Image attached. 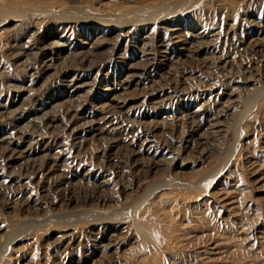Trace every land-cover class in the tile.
I'll list each match as a JSON object with an SVG mask.
<instances>
[{"label":"rangeland","instance_id":"obj_1","mask_svg":"<svg viewBox=\"0 0 264 264\" xmlns=\"http://www.w3.org/2000/svg\"><path fill=\"white\" fill-rule=\"evenodd\" d=\"M86 1L105 13L124 1L140 5L150 0ZM230 1L233 5L234 0ZM241 3L235 0V7L226 5L219 16L212 11L199 16L193 10L184 12L170 19L169 27L154 21L133 27L98 26L95 33L72 23L45 24L34 45L18 35L12 19L0 27V72L11 71L19 81L27 76L26 81L32 82L29 90L28 83L20 91L5 85L0 88V144L4 134H24L22 141H9L11 149L22 151L20 155L0 154V251L7 247L0 253V264H264V94L242 120L233 156L226 159L234 139V116L243 109L248 93L264 89V53L244 54L251 44L264 46V6L249 9L254 15L249 23ZM199 19L210 32L206 37L195 36L201 30L194 24ZM57 41L59 46L54 44ZM19 45L22 51L26 45L31 48L30 66L23 73L16 65L25 57L14 63V49ZM82 56L92 66L85 62L82 67H70L78 65L76 60ZM257 66L261 69L255 70ZM220 104L230 109L220 114V123L211 126L212 109ZM62 105L79 110L74 123L61 113ZM109 109L116 111L107 114ZM194 115L201 124L194 138L200 134L206 138V152L177 154L167 149L161 156L158 149L161 167L132 192L133 180L127 173L115 186L105 184L111 176L107 175L110 170L100 171L104 159H89L90 153L100 156L98 150L107 142L130 143L142 154L150 145L148 154L157 146L174 145L187 126L186 118ZM53 117L56 121L49 135L41 137L46 132L44 120L46 125V119ZM66 124L70 127L64 132L61 127ZM148 125L161 128L149 133L148 144L143 142L138 148L136 141H142L140 132ZM99 130H103L101 135ZM33 164L43 169L30 172ZM223 164L204 190L192 186L158 190V195L171 197L170 204L140 216L137 222L128 218L104 229L103 224L52 221L35 229L43 232L38 236L30 231L14 236L20 223L32 224L37 217L59 212L53 204L62 195L56 196V191L74 196L70 207L74 210V205L87 199L93 185L101 186V193L110 200L121 198L122 190L128 201L113 202L114 208L107 210L114 211L129 207L151 183L173 177L195 182ZM136 223L149 237L142 235Z\"/></svg>","mask_w":264,"mask_h":264},{"label":"bare ground","instance_id":"obj_2","mask_svg":"<svg viewBox=\"0 0 264 264\" xmlns=\"http://www.w3.org/2000/svg\"><path fill=\"white\" fill-rule=\"evenodd\" d=\"M85 2L86 3L74 5V4L68 3L67 0H0V27L3 24H5L7 20L12 19L14 22H16V26L19 28V30H18L19 34L18 35L24 37L25 39L27 38V40H26L27 43H32L34 45V44H37V41L40 40V37H41V35H40L41 34L40 29L41 28L40 27L45 26V24L46 25H49V24L51 25V23L55 24V22L56 23H58V22L72 23L73 26L82 25L85 28V30L95 32V33H96V29H99L98 26L108 27V26H117L119 24L120 25L121 24L122 25L123 24H130L133 27V26H137V25L149 24L150 22L154 23V21H161L159 23L163 24L164 27H169L168 26L169 20L170 19L172 20L173 17L176 18L177 15L182 14L184 12L187 13L188 11L193 10V12L191 11V13L193 15L199 16V14L205 13L204 11H206V13L208 12L207 14H209L212 11L214 16L215 15L219 16V14H222V12H223L222 10L225 8L226 5H230L231 7H235V5H234L235 0H234L233 5L231 3H229V2H232L230 0H170V1H162V0L152 1V0H150L149 2H145V3H142L140 5H135L134 2H133L134 5H128L127 4L128 2L125 5V1L124 2L121 1L122 3H119V7H116V9H114L113 11H109V12H105V13H99L92 6L93 4H91V5L88 4L86 0H85ZM236 2H238V3L242 2L241 3L242 7H245V10H246L245 15H244V16H246L245 22H249V23L252 22L251 17L254 16L252 14V11L249 9H251V7L255 8V7H260L262 5L264 6V0H236ZM208 3L211 5L214 4L215 8L210 7V5H206ZM129 4H131V3H129ZM226 8H227V6H226ZM227 11H228V9H227ZM199 22H200V19L197 20L196 22H194V24H196V25L198 24L201 26V28H200L201 30L198 33H196L195 36L197 38L206 37L208 35V33H210V32H206L205 26H202L201 22L200 23ZM111 24H113V25H111ZM196 25H194V27H196ZM111 28L112 27H110V29ZM54 44L56 46H59L60 42L57 41ZM30 45H26L27 50H25V51H22L23 50L22 45H19L18 49L17 48L14 49L15 54L14 53L13 54H14V58L16 59V60L14 59L15 60L14 63H17L18 61H20V59L22 57H25V60H23L22 63L18 62V64L16 65L17 71H19V72L23 73L24 72L23 68H27L28 66H30L29 65V63L31 62V60H30L31 59L30 58V56H31ZM263 47L264 46H262L261 44H258V43L251 44L250 47L246 50V52L244 54L255 55L257 53H259V54L264 53ZM76 62L78 63V65H74V66L71 65L70 67H73V68L82 67L85 65V62L89 63L87 65V67L92 66L91 65L92 61L91 60L88 61L87 56H82L81 58H78V60H76ZM47 66H52V64L50 63ZM73 68H70V69H73ZM261 68H264V65H262ZM261 68L259 66H257V67H255V70H259ZM27 69H25V70H27ZM228 70H230V69H228ZM225 71H227V70L225 69L224 72ZM245 71H247V70H245ZM10 72L11 71L3 72V73L0 72V75L3 77V79H1L2 82L0 81V88L2 85H5L9 89L11 88V89H14L16 91L17 90L20 91L24 87V84L28 83V79L26 81L27 76L22 81H19ZM66 72H67V70L63 73V76H65ZM256 72L258 74V71H256ZM228 73H227V75H228ZM235 73H236V70H235ZM261 74H263V73L261 72ZM227 75L225 73L224 77H228ZM30 77H32V76L30 75ZM260 81H262V80L260 79ZM29 83L26 86V89L28 88V90L31 88V83H32L31 80H29ZM262 94H264V89H261V88L258 90H254L250 94L248 93V95H247L248 97H246V99L243 100L244 101L243 109L241 111H239L236 116H234L235 120L231 124V127L234 131V139L230 143L229 148L227 150V158H226L227 161L232 158L233 153L235 151V145H237V137L240 136L239 134L241 132L240 124H241L242 120L244 119L247 112L250 110V108L252 106H254V103L257 101L258 98H260V96ZM227 97L229 98L230 95H228ZM63 106L64 105L61 106L62 107L61 113L65 116H67V118L69 119L68 120L69 123H71V124L74 123L72 120L76 118L75 115L76 114L78 115L77 112H79V110L74 109L72 107H63ZM229 109H230V106H228L226 104H220V105H217L215 108H213L212 110H214V113L210 115V116H213L212 117V124H210V125L215 126L218 123H220L217 121L219 119L220 114H222V113L225 114ZM115 111H116L115 109H113V110L109 109V110H107V114L109 112H115ZM12 114H13V112H12ZM207 114H209V113H207ZM196 117L197 116L194 115L193 117L186 118L187 119V121H186L187 126L185 128L182 127L183 130L180 131L179 136H178L176 143L174 145H169L168 147L167 146H159V147L157 146L152 154L147 153V149L151 148L152 145H150L147 149H144V152L146 154L145 153L142 154L143 152L141 153L140 151L135 150L130 145V143L113 144V143L107 142L104 144L105 146H101L100 149H99V147L97 148V149H99L98 151H99L100 156L98 154H96L97 156H95L94 153H90L89 159H93V157L100 158V160L102 158L104 159V161H105L104 163H102V161L100 162V166H101V167H99L100 171H101V168H104L105 170H110V172H108L107 175H109V177L111 176V178H110L111 180L109 181V178H108V180H106L105 184L107 183L108 185L115 186L116 183L118 182V179H120L124 175V173H127L126 175H129L133 180L132 184L134 186L131 188V192H132L136 188V186L140 183V181L145 180L150 173L155 174L156 171L159 169V167H161L162 164L159 162V158L157 159L158 149H160V155L161 156L164 155V153H165L164 151L167 149L171 150L172 151L171 153L177 152V154H180L181 152H187L188 154H190L192 151L199 152L200 154H203L206 152L205 151L206 146H204V143L207 144L206 138H205V140H203V138H201V136H200L201 134L199 135L198 139L194 138L196 136L197 132L199 131L200 126H201V124H198L196 122V120L194 119ZM81 119L83 120V117ZM59 120H60V117H59ZM55 121H56V119H54V117L52 119L47 118L46 119V125H45V120H44V125H42V127L44 128V130L46 129V132L43 131L40 135L41 137H45V133H47L49 135V132H47V131L49 129H51V127H52L51 125L54 124ZM88 122L86 121V123H88ZM107 122H110V121L107 120ZM45 126H46V128H45ZM69 127L70 126L68 124H66V126H62L61 128L65 132V130H68ZM160 128L161 127L158 125H156V126L155 125L145 126L143 128L144 131L140 132L141 139L144 137L142 139V141L138 142L135 140L138 143V148L143 146V142L145 144L147 143V138H145V137H147V135H149V133H153L154 131H156ZM18 131H21V129ZM71 132H72V130H71ZM218 132H220V131H218ZM20 133L21 132L14 133V135H12L13 137L10 136L11 134L10 135L7 134L9 137L6 134L3 135V138L1 141L2 143L0 144V149H1L0 154L1 155H5L7 153L8 158H10V157H13L15 154L20 155L22 153V151L19 148L11 149V147L9 145V143L11 142V140L13 138L17 139L18 141H22L24 139L23 132L21 133L22 135H20ZM33 133H37V130L33 131ZM102 133H103V130L98 131L99 135H101ZM17 140H15V141H17ZM3 143H5L4 146H2ZM80 143H82V142H80ZM129 147H130V149H129ZM80 148H78L77 150H79ZM114 157L117 158V161H116V159H114ZM49 163H50V161H49ZM171 164H173V163L171 162ZM38 165H40V164H38ZM42 166L43 165L37 166V165L33 164L32 166H29L30 172L36 173L39 170L43 169V168H41ZM223 166H224V164L220 168H218V171H212L206 177H203L201 179L199 178L195 182H188L187 183V182H184V181L177 179L176 177L158 180L154 183L147 185L145 187L146 189L144 190V192L142 194H140L137 198H135L133 200V203L130 204L129 207L116 209L114 211L113 210H107V208L114 205V204L112 205L113 202H118L122 199L128 201L127 198L129 196H126L122 190H120L121 191L120 192L121 198L115 197L114 199L110 200V199H105V197L101 193L102 192L100 189L101 186L93 185L94 188H93L92 192L87 194L84 191L86 193L87 199L86 200L83 199L84 201L81 200V202L78 204L76 203L77 205H74V208L76 207V209L73 208L74 210H70L71 204L75 203V199L73 198L74 196H71V193L66 194L67 193L66 190L63 191V194L62 193L57 194V191H56V196L59 197L60 195H62L61 199H57V202H54V204H53L54 206L56 205L58 207L59 212L52 214V215L46 214V216H45V214L43 216L40 215L41 217H39V218L37 217L35 220L33 218L34 221H31L32 224H30V221L24 222L23 224L20 223L22 225L20 227L21 229L19 228V230L17 229L16 232L14 231L15 232L14 236H16V237L20 236V235L24 234L23 232H28V231L33 232L34 236L35 235L38 236L39 234H41L43 232L35 231V229H37L39 226H45V222L51 223L52 221L54 223L59 222V223H66V224H70V225H85V226H93V225L103 224L102 227H104V229L109 228V226L111 227L112 225L117 224V223L121 222L122 220H126L128 218L134 219L137 222V220L140 216L148 214V213H152V212L157 213L160 210H162L164 205L170 204L169 202H170L171 197H163V196H161V194L158 195V193H157L158 190H160L162 188L166 189L167 187L180 188V187H184V186H192V187L199 189V191L204 190L214 180V177H216L219 174V172L222 170ZM164 170L167 171L166 169H164ZM106 172L107 171H104V174ZM104 174L101 175L100 177L104 178L103 177V176H105ZM107 175H106V177H107ZM57 184H59V183L55 182L56 186H57ZM100 184H102V182H100ZM57 187H55V188H57ZM68 189H70V188H68ZM117 193H115V194H117ZM172 200H174V199H172ZM171 207H173V206H171ZM113 208H114V206H113ZM135 225H136V228L142 233V235L149 237V234L142 228L141 224L136 223ZM5 247L6 246H4L1 249V251H0L1 254H4L5 250L7 249V247L6 248Z\"/></svg>","mask_w":264,"mask_h":264}]
</instances>
